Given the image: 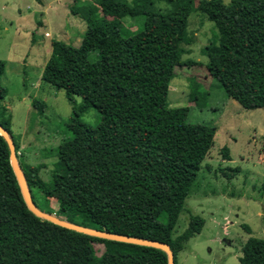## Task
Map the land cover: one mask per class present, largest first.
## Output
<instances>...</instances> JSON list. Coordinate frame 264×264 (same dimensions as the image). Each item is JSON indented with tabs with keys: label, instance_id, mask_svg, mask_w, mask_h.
I'll return each mask as SVG.
<instances>
[{
	"label": "trees",
	"instance_id": "1",
	"mask_svg": "<svg viewBox=\"0 0 264 264\" xmlns=\"http://www.w3.org/2000/svg\"><path fill=\"white\" fill-rule=\"evenodd\" d=\"M157 1L172 9L155 11ZM76 2L71 14L87 26L82 50L54 40L42 80L69 100L82 98L80 110L94 108L101 122L92 127L76 112L70 138L54 152L52 180L41 177L44 166L20 161L26 183L40 210L87 228L166 243L179 264L178 254L201 234L205 221L191 216L177 237L174 229L217 133L213 126L187 123L188 108H170L171 83L189 43V17L203 13L219 32L206 48V69L225 95L245 110L264 109V0ZM127 18L135 21L129 24L133 32L123 33ZM81 69H92L89 77ZM4 75L0 60V97ZM33 107L43 113L47 105L34 99ZM0 125L12 134L20 160L11 122ZM222 156L231 160L228 148ZM97 246L103 247L100 257ZM239 262L264 264V239L251 237ZM0 264H168V257L159 249L90 237L38 218L24 200L0 136Z\"/></svg>",
	"mask_w": 264,
	"mask_h": 264
},
{
	"label": "rangeland",
	"instance_id": "2",
	"mask_svg": "<svg viewBox=\"0 0 264 264\" xmlns=\"http://www.w3.org/2000/svg\"><path fill=\"white\" fill-rule=\"evenodd\" d=\"M232 1L223 0L225 4ZM70 4L74 6L77 2L0 0V60L6 63L0 123L11 122L20 146V161L44 166L40 175L46 182L52 180L58 160L54 152L70 138L68 127L76 112L82 123L96 127L101 122V115L94 108L80 110L82 98L73 96L69 100L65 91L42 80L51 56L48 49L54 40L64 38L63 34L58 37L57 25L46 21L62 22L65 10L71 11ZM171 9L164 1H157L154 8L160 12ZM79 18L70 38L82 50L87 26ZM131 20H122L123 33L130 29ZM68 28L69 32L71 27ZM187 32L189 43L183 45V65L177 68L170 87V108H188L187 123L210 125L217 133L174 229V237L189 227L191 216L204 219L205 226L178 255V260L184 264H240L245 243L251 237L264 239V109H243L225 95L218 81L208 73L206 48L220 37L215 24L205 14L194 12L189 17ZM90 59L94 61L93 55ZM189 61L195 64L185 65ZM91 70L80 71L89 77ZM34 99L46 103L43 113L33 107ZM224 148L230 151V161L223 159ZM35 194L41 197L37 190ZM39 203L43 206L42 201ZM97 249L100 257L103 247Z\"/></svg>",
	"mask_w": 264,
	"mask_h": 264
},
{
	"label": "water",
	"instance_id": "3",
	"mask_svg": "<svg viewBox=\"0 0 264 264\" xmlns=\"http://www.w3.org/2000/svg\"><path fill=\"white\" fill-rule=\"evenodd\" d=\"M0 136H2L5 139V141L7 142L9 146L11 165L15 172L17 180L20 184V188H21L24 200L29 210L34 215H36L38 218L49 221L63 228H66V229H69V230H72V231H75L81 234L88 235L90 237L114 241V242H120V243L151 247V248L162 250L163 252L166 253L168 257V264H175L174 252L172 251L171 247L166 243L155 241V240H148V239L136 238V237L126 236V235L114 234L108 231H101V230L87 228L84 226H80L77 224L67 222L65 220L58 218L54 214H49V213H46L40 210L38 206L35 204L31 191L29 190L28 185L26 183V179L24 177V173L22 171L20 160L16 152V146H15L12 134H10L7 129H5L2 125H0Z\"/></svg>",
	"mask_w": 264,
	"mask_h": 264
},
{
	"label": "crops",
	"instance_id": "4",
	"mask_svg": "<svg viewBox=\"0 0 264 264\" xmlns=\"http://www.w3.org/2000/svg\"><path fill=\"white\" fill-rule=\"evenodd\" d=\"M41 1V3L43 2V0H40ZM72 1V0H71ZM74 1V0H73ZM72 6H71V4H70V6H69V9L71 8ZM65 14H66V16L64 17V20L62 21V22H60V23H56V22H53L52 20H50V21H46L47 23H50V24H52V25H57V29H58V37L61 35V34H63V36H64V38L63 39H61L60 37L59 38H57L58 40H61V41H64V42H66V43H69V44H72L73 46H75V47H78L77 46V44L76 43H74L73 44V42H71V41H73L71 38H70V35H71V31H72V29H74V28H76V26L79 24V20H80V18L79 17H76V16H74V15H72L71 14V11L70 10H68V9H66L65 10ZM68 27H71V29L69 30V32H68ZM48 53L51 55V53H52V45H51V48H49L48 49ZM225 231H227V229H228V226H225ZM251 230V229H250ZM185 249V248H184ZM243 249V248H242ZM182 252V251H181ZM180 252V253H181ZM179 253V254H180ZM178 254V255H179ZM178 263L179 264H184V262H179V260H178Z\"/></svg>",
	"mask_w": 264,
	"mask_h": 264
},
{
	"label": "built area",
	"instance_id": "5",
	"mask_svg": "<svg viewBox=\"0 0 264 264\" xmlns=\"http://www.w3.org/2000/svg\"><path fill=\"white\" fill-rule=\"evenodd\" d=\"M47 36H49V34H47Z\"/></svg>",
	"mask_w": 264,
	"mask_h": 264
}]
</instances>
